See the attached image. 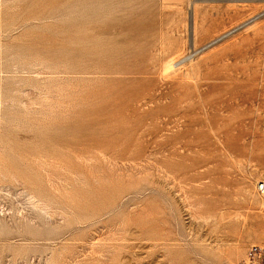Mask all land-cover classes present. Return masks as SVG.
<instances>
[{"label":"rangeland","instance_id":"1","mask_svg":"<svg viewBox=\"0 0 264 264\" xmlns=\"http://www.w3.org/2000/svg\"><path fill=\"white\" fill-rule=\"evenodd\" d=\"M0 114V264H264V0H0Z\"/></svg>","mask_w":264,"mask_h":264},{"label":"bare ground","instance_id":"2","mask_svg":"<svg viewBox=\"0 0 264 264\" xmlns=\"http://www.w3.org/2000/svg\"><path fill=\"white\" fill-rule=\"evenodd\" d=\"M4 3H5V2H4ZM4 3H3V4H4ZM169 65H170V64H169ZM167 66H168V65H167ZM169 68H171V67H169ZM1 114H2V113H1ZM1 114H0V115H1ZM1 117H2V116H1ZM3 118H4V117H3ZM3 118H2V119H3ZM2 119H1V121H3ZM2 148H3V147H2ZM6 149H7V148H6ZM2 151H3V150H2ZM4 151H6V150H4ZM6 154H7V153H6ZM0 155H1V154H0ZM2 155L4 156V153H3ZM6 156H7V155H6ZM4 160H5V158H4ZM0 163H1V162H0ZM10 166H11V165H10ZM0 168H1V167H0ZM2 168H3V167H2ZM4 169H5V168H4ZM4 169H3V170H4ZM11 169H12V168H11ZM16 169H17V168H16ZM6 170H7V169H6ZM6 170H5V172H6ZM9 170H10V169H9ZM20 172H21V171H20ZM4 174H5V173H4ZM18 174H19V173H18ZM31 175H32V173H31ZM5 176H6V175H5ZM8 176H9V175H8ZM10 176H12V175H10ZM29 176H30V175H29ZM6 177H7V176H6ZM14 177H15V175H14ZM14 177H13V179H14ZM32 177H33L32 179H35V178H34V174L32 175ZM1 178H2V177H1ZM2 179H3V178H2ZM10 179H11V181H13L12 178H10ZM20 179H22V178H20ZM26 179L28 180V182H29V184H30V183H31V182H30L31 180L28 179L27 177H26ZM3 180H4V179H3ZM5 180H6V179H5ZM18 180H19V179H18ZM24 180H25V179H24ZM24 180H23V183H24ZM29 180H30V181H29ZM7 181H8V180H7ZM11 181H10V182H11ZM19 181H20V180H19ZM25 181H26V180H25ZM34 181H35V180H34ZM37 181H39V180H38L37 177H36V182H37ZM32 182H33V181H32ZM39 182H40V181H39ZM7 183H8V182H7ZM25 183H26V182H25ZM33 183H35V182H33ZM3 184L6 186L5 183H3ZM11 184H13V182H12ZM11 184H10V185L8 184L7 187H8V186L11 187V186H12ZM29 184H27V185H29ZM38 184H40V183H38ZM41 184H42V182H41ZM4 185H3V186H4ZM27 185H26V186H27ZM35 185L37 186V183H36ZM1 186H2V185H1ZM3 186H2V190H3V188H4ZM38 186H39V185H38ZM41 186H43V185H41ZM31 187H33V186H31ZM31 187H30V188H31ZM38 188L40 189V187H38ZM6 189H7V188H6ZM6 189H5V190H6ZM35 189H36V187H35ZM35 189H34V190H35ZM0 190H1V189H0ZM32 190H33V188H32ZM44 190L48 191L46 187H45ZM41 191H42V190H41ZM37 192H38V191H37ZM39 192H40V191H39ZM49 192H50V191H49ZM49 192H48V194H49ZM41 193H42V192H41ZM43 194H44V193H43ZM52 194H53V193H52ZM32 195H33V194H32ZM32 195H31V196H32ZM55 195H57V194H55ZM53 196H54V195H53ZM58 196L60 197V195H58ZM34 197H35V196H34ZM46 197H47V196H46ZM49 197H50V196H49ZM56 197H57V196H55V199H56ZM35 198H36V197H35ZM64 198H65V197H63V199H64ZM66 198H67V197H66ZM66 198H65V200H67ZM33 199H34V198H33ZM37 199H38V198H36V200H37ZM63 199L61 198V200H63ZM34 200H35V199H34ZM36 200H35V201H36ZM42 200H43V199H42ZM42 200H41V198H40V200L38 201V204H37V203H36V204H37L38 206L40 205L41 208L43 207L46 211H47L48 209H50V207H49L50 205L55 204V203H54V201H55L54 199H53V200H54V201H53V204H50V203L48 202L49 205H47V203H46L45 200H43V202L45 201L44 203H41ZM47 200H49V199H47ZM50 200H51V199H50ZM57 200H58V198H57ZM61 200H59V201H60L61 203H63L64 201L62 202ZM72 201H74V200H72ZM56 202L58 203V201H56ZM60 202H59V203H60ZM70 202H71V201H70ZM31 203H32V202H31ZM33 203H34V202H33ZM33 203H32V204H33ZM77 203H78V202H77ZM65 204H66V203H64V205H65ZM67 204H68V203H67ZM34 205H35V204H34ZM37 205H36V206H37ZM74 205H75V204H74ZM74 205H73V206H74ZM76 205H77V204H76ZM82 205H83V204H82ZM40 206L38 207V209H39L40 211H41V210H44V209H41ZM53 206H54V205H53ZM65 206H66V205H65ZM68 206H69V205H68ZM93 206H94V205H93ZM33 207H35V206H33ZM51 207H52V206H51ZM55 207H56V206H55ZM59 207H61V204H60V205L58 204V208H59ZM62 207H63V204H62ZM75 207H76V206H75ZM75 207H74V208H75ZM81 207H82V206H81ZM35 208H36V207H35ZM65 208H66V207H65ZM67 208H70V207H67ZM11 209H12V208H11ZM51 209H52V208H51ZM51 209H50V210H51ZM59 210L62 211L63 209H62V210L59 209ZM17 211H18V210H17ZM52 211H54V210H52ZM57 211H58V210H57ZM63 211H64V210H63ZM67 211H68V210H67ZM14 213L17 214L16 211H14ZM39 213H40V212H39ZM46 213L48 214V211H47ZM49 213H50V212H49ZM61 213H62V212H61ZM67 213H71V212H67ZM27 214H29V213H27ZM44 214H45V212H44ZM52 214H54V212L51 213V215H52ZM63 214H64V213H63ZM13 215H14V214H13ZM17 215H18V214H17ZM22 215H23V214H22ZM35 215H36V212H35ZM37 215H38V214H37ZM48 215H49V214H48ZM51 215H50V216H51ZM56 215H57V214H56ZM56 215H55V217H56ZM15 216H16V215H15ZM15 216H14V217H15ZM31 216H32V215H31ZM52 216H53V215H52ZM16 217H17V216H16ZM29 217H30V215H29ZM38 217H39V216H38ZM68 217H69V215H68ZM73 217H74V216H73ZM18 218H19V217H18ZM40 218H41V217H40ZM53 218H54V217H53ZM30 219H31V217H30ZM32 219H33V217H32ZM44 219H45V218H44ZM44 219H43V220H44ZM54 219H55V218H54ZM68 219H70V218H68ZM72 219H73V218H72ZM45 220H46V219H45ZM22 221H23V220H22ZM70 221H71V220H70ZM72 221H73V220H72ZM16 222H17V221H16ZM33 222H34V221H33ZM36 222H37V221H36ZM40 222H42V221H40ZM68 222H69V221H68ZM30 223H31V222H30ZM38 223H39V222H38ZM45 223H46V222H45ZM48 223H49V222H48ZM28 224H29V223H28ZM36 224H37V223H36ZM36 224H35V225H36ZM55 224H56V223H55ZM66 224H67V223H66ZM72 224H73V223H72ZM3 225H4V224H3ZM33 225H34V224H33ZM37 225H38V224H37ZM37 225H36V226H37ZM50 225H51V224H50ZM17 226H19V225H17ZM17 226H16V227H17ZM27 226L29 227V225H26V227H27ZM70 226H71V225H70ZM30 227H31V226H30ZM62 227H65V225L62 226ZM22 228H23V227H22ZM39 228H40V227H39ZM39 228H36V229H39ZM43 228H44V227H43ZM60 228H61V226H60ZM60 228H59V229H60ZM71 228H72V227H71ZM1 229H2V228H1ZM3 229H4V228H3ZM34 229H35V228H34ZM34 229H33V230H34ZM54 229H55V227H54ZM73 229H74V228H73ZM18 230H19V228H18ZM18 230H14V231L18 232ZM22 230H23V229H22ZM24 230H25V229H24ZM33 230H32V231H33ZM39 230H41V229H39ZM39 230H38V231H39ZM67 230H68V229H67ZM69 230H71V229L69 228ZM2 231H4V230H2ZM7 231H8V228H7ZM7 231H6V233H4V234H7ZM9 231H10V230H9ZM19 231H20V230H19ZM25 231H26V230H25ZM34 231H35V230H34ZM36 231H37V230H36ZM27 232H28V228H27ZM27 232H26V234H27ZM51 232H52V230H51ZM51 232H50V233H51ZM19 233H20V232H19ZM28 233H30V231H29ZM32 233H33V232H32ZM41 233H42V232H41ZM50 233H47V234H50ZM26 234H25V235H26ZM7 235H8V234H7ZM27 235H28V234H27ZM35 235H36V234H35ZM50 235H51V234H50ZM58 235H60V234H58ZM30 236H31V235H30ZM15 237H16V236H15ZM24 237H25V236H24ZM28 237H29V236H28ZM58 237H59V236H58ZM58 237H57V238H58ZM7 238H8V236H7ZM34 238H35V237H34ZM55 238H56V237H55ZM74 238H75V237H74ZM77 238H78V236H77ZM25 239H26V238H25ZM29 239H30V238H29ZM35 239H36V241H38L37 238H35ZM70 239H71V238H70ZM47 240H48V239H45V241H47ZM32 249H33V248H32ZM32 251H33V250H32ZM44 252H45V250H44ZM70 252H72V251H69V253H70ZM24 253H25V252H24ZM42 253H43V251H42ZM61 253H63V252H61ZM61 253H60V254H61ZM64 253L66 254V252H64ZM64 253H63V254H64ZM21 254H22V253H21ZM60 254H59V257H60ZM68 255H69V254H68ZM66 256H67V254H66ZM48 257H49V256H48ZM73 257H74V255L72 256V258H73ZM60 258H61V257H60ZM64 258H65V257H63L62 259H64ZM49 259H50V258H49ZM52 259H53V258H52ZM56 260H57V259H56ZM59 260H61V259H59ZM64 260H65V259H64ZM69 260H70V259H69ZM55 262H56V261H55ZM60 263H61V262H60ZM65 263H66V262H65ZM47 264H48V263H47ZM70 264H71V263H70Z\"/></svg>","mask_w":264,"mask_h":264},{"label":"built area","instance_id":"3","mask_svg":"<svg viewBox=\"0 0 264 264\" xmlns=\"http://www.w3.org/2000/svg\"><path fill=\"white\" fill-rule=\"evenodd\" d=\"M255 18H257V15L252 17L250 20L244 22L243 24L248 23V22L254 20ZM258 190H259V192L264 193V181L259 183ZM259 252H260V248L258 246H252L249 249L248 256L250 259H255L256 255Z\"/></svg>","mask_w":264,"mask_h":264}]
</instances>
